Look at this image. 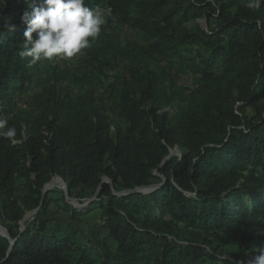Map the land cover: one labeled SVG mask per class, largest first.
<instances>
[{
	"label": "trees",
	"instance_id": "trees-1",
	"mask_svg": "<svg viewBox=\"0 0 264 264\" xmlns=\"http://www.w3.org/2000/svg\"><path fill=\"white\" fill-rule=\"evenodd\" d=\"M32 2L0 0V118L17 130L14 141L0 137V218L16 227L8 229L12 245L0 235V264H243L264 246V3L251 10L245 0H85L113 17L92 42L89 66L107 74L115 67L108 59L127 61L110 84L123 127L110 135L100 105L70 111L68 95L52 103L48 96L51 118L40 116L37 137L23 140L10 114L36 64L19 56L20 16ZM202 16L207 29L195 22ZM117 28L141 43L116 37ZM171 56L200 84L199 103L174 114L159 104L153 71L140 69ZM174 147L181 155L168 157ZM53 177L83 207L61 191L49 197ZM60 200L72 219L95 213V229L52 225L48 208ZM21 207L35 210L22 231Z\"/></svg>",
	"mask_w": 264,
	"mask_h": 264
},
{
	"label": "rangeland",
	"instance_id": "rangeland-1",
	"mask_svg": "<svg viewBox=\"0 0 264 264\" xmlns=\"http://www.w3.org/2000/svg\"><path fill=\"white\" fill-rule=\"evenodd\" d=\"M106 8V7H102ZM203 29H207V20L204 16L195 20ZM115 36L123 40H130L141 43L133 32L127 29L117 28L114 30ZM101 45L98 43L95 48ZM93 52L92 46L77 54L72 58L42 60L37 62L34 66L29 68L31 76V83L26 87L24 95L19 97L16 95L14 107L11 109L10 115H17L22 125L23 140H27L30 135L37 137L34 126L40 121V116H48L51 118L49 109L45 108L46 98L48 96L50 103L55 101L61 102L68 95V102L71 111L75 107H87L88 104L100 105L107 113L110 121V135H114L118 127H123V122L117 117L115 107V97L110 91V84H118L117 78L122 76L125 72L127 61L118 57L115 62L108 59L109 62L115 65L113 69L109 67L104 68L107 74H102L97 69L89 66L88 58ZM140 69L152 70L160 87L159 104L165 106L164 110L170 114H174L181 109L191 106H196L199 103L197 90L200 86L198 78L195 74L188 70L180 63L178 56H171L162 59L159 62H142ZM53 94V95H52ZM165 101L168 103L164 104ZM43 135H49L46 130L42 131ZM181 155L178 147L170 149L168 157H179ZM21 189L22 184L19 185ZM45 193L49 192V197H56L61 195V192L66 196L65 184L59 178L53 177L46 185ZM58 190V191H56ZM61 191V192H59ZM148 191H143L147 193ZM65 200L71 203L74 207L81 208L85 203H80L77 197L66 196ZM64 200L58 202L54 201L48 208V215L51 217V224L54 226L71 222L79 229L85 230L87 233L92 232L97 222V215L83 214L76 219L70 218L68 213L60 207ZM24 214L19 229L22 231L31 226L30 223L33 218L35 210L21 207ZM16 227L0 218V235L7 237L10 241L11 236L8 233L9 227ZM183 226H178V230H183ZM205 240H208L205 238ZM206 242V241H205ZM207 243V242H206ZM256 255L255 252L245 254L241 261L243 264H250L252 258Z\"/></svg>",
	"mask_w": 264,
	"mask_h": 264
},
{
	"label": "clouds",
	"instance_id": "clouds-1",
	"mask_svg": "<svg viewBox=\"0 0 264 264\" xmlns=\"http://www.w3.org/2000/svg\"><path fill=\"white\" fill-rule=\"evenodd\" d=\"M262 3L264 0H245L251 10H258ZM109 18H113L110 8H90L85 0H33L20 16L26 28L19 56L30 57L29 64L72 58L92 46ZM16 135V128L0 118V137L14 141ZM250 264H264V246L256 249Z\"/></svg>",
	"mask_w": 264,
	"mask_h": 264
},
{
	"label": "water",
	"instance_id": "water-1",
	"mask_svg": "<svg viewBox=\"0 0 264 264\" xmlns=\"http://www.w3.org/2000/svg\"><path fill=\"white\" fill-rule=\"evenodd\" d=\"M104 181H106V179L104 178L103 180H102V182H104ZM157 186H152V187H150V188H145V189H143L142 191H148V192H151L153 189H155ZM45 190H46V187L44 188V192H45ZM9 242H10V245H12L13 244V240H9Z\"/></svg>",
	"mask_w": 264,
	"mask_h": 264
}]
</instances>
